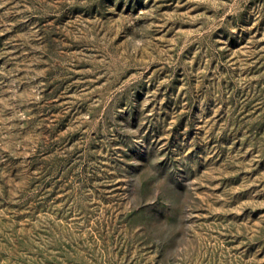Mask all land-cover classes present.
I'll return each mask as SVG.
<instances>
[{"label":"rangeland","instance_id":"obj_1","mask_svg":"<svg viewBox=\"0 0 264 264\" xmlns=\"http://www.w3.org/2000/svg\"><path fill=\"white\" fill-rule=\"evenodd\" d=\"M0 264H264V0H0Z\"/></svg>","mask_w":264,"mask_h":264}]
</instances>
